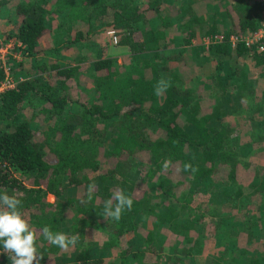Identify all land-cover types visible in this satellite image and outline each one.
<instances>
[{
  "label": "trees",
  "instance_id": "1",
  "mask_svg": "<svg viewBox=\"0 0 264 264\" xmlns=\"http://www.w3.org/2000/svg\"><path fill=\"white\" fill-rule=\"evenodd\" d=\"M5 9L15 18L6 39L21 41L27 58L45 38L56 53L114 31L132 61L46 60L37 73L13 65L23 81L0 97V188L22 198L43 264H104L91 229L116 252L111 264H264V99L237 110L252 113L243 124L225 110L255 91L234 66L253 58L264 75V55L229 42L260 27L259 0H0ZM217 35L225 42L201 45ZM116 191L134 201L119 222L102 216ZM198 191L215 201L196 206ZM45 225L87 244L59 262L64 250L39 231ZM0 264H10L6 255Z\"/></svg>",
  "mask_w": 264,
  "mask_h": 264
},
{
  "label": "rangeland",
  "instance_id": "2",
  "mask_svg": "<svg viewBox=\"0 0 264 264\" xmlns=\"http://www.w3.org/2000/svg\"><path fill=\"white\" fill-rule=\"evenodd\" d=\"M12 12V11H11ZM15 18L13 16V14H10V11H8V9H5L2 11L1 15H0V37L6 38L7 34L10 33L12 26L14 24ZM55 30V29H54ZM118 37V36H117ZM50 38V37H49ZM49 38H45L42 42H41V49H42V53H40V55L35 58V59H31V58H26L24 61V67L28 69V71H34L35 73H37L38 71V65L40 66L41 64L45 63L46 60L50 61V64L53 63H58V64H63V65H68V64H73L76 65L79 62H81V60H84L85 63H91L95 60H98V58H114L117 63L119 65H130L132 64V61L130 62L129 58H130V52L129 49L125 48V47H121L118 45H115L113 42V39L108 36L107 34H101L98 37H95L94 39L89 40L88 42H84L81 44H77V45H72L71 48H62L63 46L60 45L59 48H61V51L58 52H53L55 50L54 47V42L52 41V37L49 41ZM97 41H96V40ZM118 42H119V37H118ZM93 43H95V45H93ZM107 43V44H106ZM197 44L196 42L194 43L193 47H196ZM106 47V50H105ZM36 63V65H35ZM190 65V63H189ZM236 69H243L248 73V83H251V85H249L251 88H253L255 86V91L254 95H250L248 100L246 101L248 102L245 103L243 102L242 105H240V100L238 102L237 101V105L235 106H227L225 107V110L228 109L229 110H234L232 113L230 112L229 117L231 121H234V124H243L245 119H248L249 116H252L251 112H247L246 111V116H240L237 117V110L240 111V109H244L246 107H251L254 108V106H257L261 104V101L264 99V75H261L260 73V69L259 67H257L256 61L253 60V58H249L247 60V65L246 66H234ZM37 68V69H36ZM192 68V67H191ZM196 69H198V67H194ZM208 75L214 74L215 71L211 70V68H205V72ZM201 78H199L200 80ZM198 80V81H199ZM197 81V82H198ZM239 103V104H238ZM240 105V106H239ZM240 108V109H239ZM247 128H249V125L245 128H243V134L241 135V141L243 143H245L246 140V134L248 132ZM250 131V130H249ZM249 133V132H248ZM240 142V143H242ZM242 143V144H243ZM254 156V155H253ZM251 156L250 160L252 163L257 162V159L255 157ZM261 161L259 162L260 165ZM247 181V179H246ZM245 181V182H246ZM159 192H156V196H158ZM194 203L196 206L201 205L203 203H205L206 201H211L214 202V194L211 195H207V193L204 192H200L198 191V193H196L194 195ZM48 201L53 202L54 201V197L49 196L48 197ZM241 205H239L240 207ZM238 207V208H239ZM231 211L235 212V214L237 213L236 209H230ZM234 219L236 221H244V220H248V218L245 216L244 213H242L240 210L239 212L236 214V216L234 217ZM234 220H232L231 222H233ZM246 230V227L244 228ZM243 229V230H244ZM63 233L66 236L70 235V232L68 229H63ZM76 241L78 240V238H75ZM86 239L89 242L90 247H92L94 250L100 251V255L103 256L104 260V264H111L112 261L115 260L116 258V252H107L103 246V244L106 241V237L99 231L96 229H91L90 231H88V233L86 234ZM243 242H246V239H243ZM87 241L82 243L80 240L77 241L79 244V249L81 247H83V245L87 244ZM42 244L40 243V246ZM78 245V244H77ZM73 246H70L67 249H64V251H62L57 260L59 262H71L73 259V254L71 253V249ZM208 253H211L214 251L213 247L210 245L208 247ZM56 260V261H57ZM159 258H157L155 261H158ZM159 262V261H158Z\"/></svg>",
  "mask_w": 264,
  "mask_h": 264
},
{
  "label": "clouds",
  "instance_id": "3",
  "mask_svg": "<svg viewBox=\"0 0 264 264\" xmlns=\"http://www.w3.org/2000/svg\"><path fill=\"white\" fill-rule=\"evenodd\" d=\"M163 81L157 88V94L163 87ZM169 162L163 167L167 169ZM186 168L190 165H186ZM94 186H89L87 196L92 198ZM133 199L123 191L113 192L104 201L103 217L119 222L125 210H131ZM47 241L61 250L74 246L77 241L63 232L53 231L48 225L39 229ZM7 256L10 264H43L44 256L39 250L37 229L29 222L24 213L23 201L15 189L9 191L0 188V256Z\"/></svg>",
  "mask_w": 264,
  "mask_h": 264
},
{
  "label": "built area",
  "instance_id": "4",
  "mask_svg": "<svg viewBox=\"0 0 264 264\" xmlns=\"http://www.w3.org/2000/svg\"><path fill=\"white\" fill-rule=\"evenodd\" d=\"M264 8V0H259ZM108 36L113 39L115 45L118 44V37L114 31L108 32ZM225 42L224 35H217L211 38L202 39L201 45L207 49L216 43ZM229 42L233 47L238 43H243L248 49L256 51L258 54L264 55V21L255 31L248 35L237 36L233 34L229 37ZM26 46L17 39H6L0 37V70L3 72L4 77L0 80V97L15 90L17 83L23 81V78L17 80L14 77L13 65L23 64L26 56Z\"/></svg>",
  "mask_w": 264,
  "mask_h": 264
},
{
  "label": "crops",
  "instance_id": "5",
  "mask_svg": "<svg viewBox=\"0 0 264 264\" xmlns=\"http://www.w3.org/2000/svg\"><path fill=\"white\" fill-rule=\"evenodd\" d=\"M105 50H106V47H105Z\"/></svg>",
  "mask_w": 264,
  "mask_h": 264
}]
</instances>
